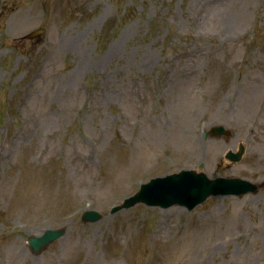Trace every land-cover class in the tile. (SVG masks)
Wrapping results in <instances>:
<instances>
[{
    "label": "rangeland",
    "instance_id": "374dc122",
    "mask_svg": "<svg viewBox=\"0 0 264 264\" xmlns=\"http://www.w3.org/2000/svg\"><path fill=\"white\" fill-rule=\"evenodd\" d=\"M215 125L257 192L112 212ZM0 264H264V0H0Z\"/></svg>",
    "mask_w": 264,
    "mask_h": 264
},
{
    "label": "water",
    "instance_id": "95a60500",
    "mask_svg": "<svg viewBox=\"0 0 264 264\" xmlns=\"http://www.w3.org/2000/svg\"><path fill=\"white\" fill-rule=\"evenodd\" d=\"M42 29L34 30L32 35L37 34ZM229 134L230 130L225 126H215L210 134L222 135ZM240 150L236 153L229 151L227 156L233 160L241 159V155L245 150L243 145H240ZM161 180H167L169 189L155 191L151 187ZM152 179L149 183L144 184L139 191L125 200L119 207H129L139 201L150 203H162L165 206L171 205L173 202L183 204L187 203L189 208H193L195 204L205 200L210 194L216 193H247L249 191H257L258 186L251 181L240 178H223L217 177L209 179L204 173H197L195 170H182L179 173H173L166 177ZM84 218L96 220L100 217L98 212L85 213ZM65 230H48L42 236H31L29 243H31L34 250H40L56 237L63 235Z\"/></svg>",
    "mask_w": 264,
    "mask_h": 264
},
{
    "label": "bare ground",
    "instance_id": "6f19581e",
    "mask_svg": "<svg viewBox=\"0 0 264 264\" xmlns=\"http://www.w3.org/2000/svg\"><path fill=\"white\" fill-rule=\"evenodd\" d=\"M114 50V49H112ZM252 100H250L251 102ZM210 127L207 128V131H209ZM175 140L173 142L177 143L179 147L182 149V154L181 156L176 157V161L174 158L172 159L171 163L175 161V165H178L176 167H172L171 169L173 171H178L180 168H185V169H191V170H197L198 172H205L207 176H212L215 171H217L216 168L222 169L223 165H228V160L223 159L221 156V153L225 151L227 148V145L225 143V139H218V138H213V139H206L204 137H201L198 133H191L188 134V132H181L180 134H177L174 136ZM149 141H153V139L148 138ZM206 152V154H205ZM205 156L203 157V155ZM205 161L204 167H197V164H199L202 161ZM170 163V164H171ZM161 165H166L164 160L160 162ZM155 169V165L149 167L148 169H143L138 173V170L135 171V174L138 176L139 174L141 176L145 175L148 173L149 170ZM139 169V168H138ZM170 169V170H171ZM240 168L237 167L235 169L236 171L239 170ZM229 171V170H227ZM172 172V171H171ZM117 173H120V170H117ZM138 173V174H137ZM109 176H113L114 169L109 173ZM179 210H176L177 212Z\"/></svg>",
    "mask_w": 264,
    "mask_h": 264
}]
</instances>
